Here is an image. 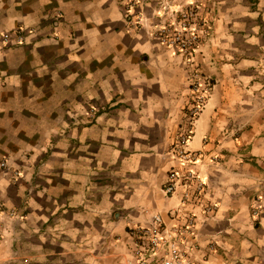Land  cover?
<instances>
[{
  "label": "crops",
  "instance_id": "crops-1",
  "mask_svg": "<svg viewBox=\"0 0 264 264\" xmlns=\"http://www.w3.org/2000/svg\"><path fill=\"white\" fill-rule=\"evenodd\" d=\"M133 1V15L155 21L156 0ZM202 1L210 34L197 61L211 87L187 147L201 154L210 213L162 191L187 70L132 26L128 0H0V32L35 27L22 44L0 38V200L15 215L0 264H129L127 225L187 212L195 264H264V0Z\"/></svg>",
  "mask_w": 264,
  "mask_h": 264
},
{
  "label": "built area",
  "instance_id": "built-area-1",
  "mask_svg": "<svg viewBox=\"0 0 264 264\" xmlns=\"http://www.w3.org/2000/svg\"><path fill=\"white\" fill-rule=\"evenodd\" d=\"M124 7L126 17L135 28L144 27L148 36L181 57L187 70L189 104L184 114L182 127L175 132L174 139L163 152V157L173 162L161 188L164 194L172 195L180 190L181 201L192 203L198 201L204 212L210 213L214 203H202L205 182L198 175L195 164L200 153L190 150L187 142L192 133V121L201 111L211 87L209 79L199 67L197 57L204 38L210 34V23L202 14V0H190L182 8L171 7V0H156L152 9L155 21L147 22L144 15H133L130 7L135 1ZM58 16V13H57ZM34 32L31 26H17L1 34L3 44H21ZM2 159L0 166H5ZM15 177L20 174L13 170ZM183 204V203H182ZM253 209L252 213L256 214ZM13 215L0 200V222L3 216ZM194 213H186L179 223H167L160 213H155L144 223L128 225L127 234L131 242L129 264H195L192 257L195 244L186 239L194 227Z\"/></svg>",
  "mask_w": 264,
  "mask_h": 264
},
{
  "label": "rangeland",
  "instance_id": "rangeland-1",
  "mask_svg": "<svg viewBox=\"0 0 264 264\" xmlns=\"http://www.w3.org/2000/svg\"><path fill=\"white\" fill-rule=\"evenodd\" d=\"M55 12L56 13H58V16L59 15H62L61 14V12L59 11V10H56L55 9ZM50 17H51V15H49ZM55 20V19H54ZM17 27V26H16ZM25 27V26H24ZM34 28V32H35V27H33ZM12 29V28H11ZM37 29L38 28H36V32H37ZM9 30V29H8ZM4 31H6V30H4ZM4 31H2V32H4ZM2 32H0V38H1V34H2ZM2 41V40H1ZM25 42V41H24ZM23 42V43H24ZM2 44H3V42H2ZM22 44V43H21ZM4 45V44H3ZM12 45H18L17 43H10V44H5L4 46H12ZM205 75V74H204ZM210 81V80H209ZM94 111H96V109L93 107V104H91V103H89V104H87L86 105V110H85V112L84 113H86V114H89L87 117H89V118H92V115H93V113H94ZM71 113V112H70ZM67 122V126L70 128V131L71 130H74V129H76L77 127L78 128H80L79 127V125L80 124H83V122H80V121H76V120H67L66 121ZM88 123V122H87ZM174 139V136L171 138V141H170V144H171V142H172V140ZM169 144V145H170ZM3 159H5V158H3ZM1 161V160H0ZM6 161V160H5ZM170 161V160H169ZM6 166V165H5ZM2 167V166H1ZM16 170V169H15ZM19 172V171H18ZM21 174V173H20ZM19 174V175H20ZM16 177H18V175L16 176ZM8 209V208H7ZM6 216H8V218L9 219H4V217L2 218V220L4 219V221L3 222H0L1 223V225H2V229H0V240H3L4 238H6V233H5V230H4V228H6V229H8V223H5L6 222V220H10L11 219V217L12 216H15L14 214L13 215H11V217H10V215H6ZM13 218V217H12ZM128 226V225H127ZM20 264H33L32 263V261L30 260V257L27 255V254H25V255H23L22 256V258L20 259Z\"/></svg>",
  "mask_w": 264,
  "mask_h": 264
}]
</instances>
